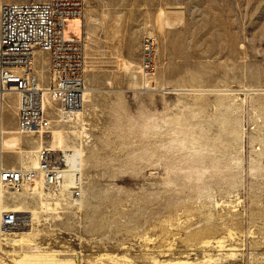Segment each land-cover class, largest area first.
Instances as JSON below:
<instances>
[{"label": "rangeland", "instance_id": "1", "mask_svg": "<svg viewBox=\"0 0 264 264\" xmlns=\"http://www.w3.org/2000/svg\"><path fill=\"white\" fill-rule=\"evenodd\" d=\"M161 11L170 27H159ZM67 30L87 36L89 95L83 121L64 125L63 148L80 152L83 202L44 212L39 197L4 192V208L40 212L34 246L19 249L49 247L80 264L102 254L195 261L202 250L190 235L230 232L239 255L219 264H264V176L251 162L264 147V0H88ZM144 37L156 42L155 91L137 77ZM48 59L36 52L44 85ZM15 106L9 95L0 109L6 130H16ZM59 128L54 121L49 132ZM20 137L24 152L59 151ZM36 156L9 149L0 162L22 168ZM12 251L10 241L0 248L9 264Z\"/></svg>", "mask_w": 264, "mask_h": 264}, {"label": "built area", "instance_id": "2", "mask_svg": "<svg viewBox=\"0 0 264 264\" xmlns=\"http://www.w3.org/2000/svg\"><path fill=\"white\" fill-rule=\"evenodd\" d=\"M87 2L2 0L0 3V109L3 110L7 96H15L16 132L21 136L36 135L41 139L54 121L69 123L83 109L87 91V36L81 30L78 35L69 34L67 25L82 21ZM37 51L49 55L45 70L50 75L48 85L35 74ZM156 74V42L144 37L137 71L140 87L155 91ZM36 159L37 166L28 169L8 168L0 162V189L37 196L53 213H60L62 207L80 209L82 163L72 167L65 152L50 148L40 150ZM16 210L6 209L0 214V248L15 232L27 228L28 223Z\"/></svg>", "mask_w": 264, "mask_h": 264}, {"label": "bare ground", "instance_id": "3", "mask_svg": "<svg viewBox=\"0 0 264 264\" xmlns=\"http://www.w3.org/2000/svg\"><path fill=\"white\" fill-rule=\"evenodd\" d=\"M165 12L161 11L157 17V22L159 24V27H163L167 25V27H170L171 24L168 20H165ZM83 27V26H82ZM83 32V30H82ZM36 69V62L34 61V70ZM165 89V88H164ZM178 91H181L183 89H177ZM171 92L173 90L170 89ZM89 90L86 91L85 99L88 98ZM50 104V102H48ZM47 107V102L45 104ZM2 114V113H1ZM0 114V129L2 131V135L0 137V159L1 155L6 152V150L14 149L17 150L20 154H35V151H28L24 152L20 148L21 144V137L20 134L16 132V130H6L3 127V117H1ZM75 119H78L79 122H82V113L81 111L77 112L76 116L71 119L74 121ZM2 121V122H1ZM71 122V121H70ZM63 123H60V128L57 130H54L52 132H47L46 134L42 135V138L39 141V147L42 145L44 147L46 144V147H52V148H58L59 151L65 152L66 157L68 158L69 162L71 163L72 167H77L81 163L80 159V152L79 150H75L72 152L67 153L64 151V141H65V130H64ZM242 140V137H241ZM242 148V147H241ZM54 150V149H52ZM258 151V152H256ZM256 158H251V162L259 167V173L264 176V167H261V158L264 156V147H260L257 150H255ZM1 161V160H0ZM31 165L28 167H22L23 169H28L32 167L37 166V159L31 158L30 161ZM4 166V165H3ZM79 167V166H78ZM252 169H255L256 167H251ZM4 192L2 189H0V214L6 210L7 208L3 207V199H4ZM41 210L44 212H52V209L50 206L46 203L41 202L40 203ZM16 211L23 215L25 221L28 223L27 228L22 229L20 231L15 232L13 235L18 234H24L21 236H18L16 239L10 238V243L12 244L13 251L9 255L11 256L10 262L12 264H80V258L78 255H76V260L74 259H65L61 258L63 254L61 251L58 250H52L49 247H40L35 248L34 250L30 251H24L19 249L21 245L25 246H31L33 247L34 244L31 240L32 235V223L34 220L38 219V215L40 212L37 210H23L22 207H16ZM12 235V236H13ZM197 238L199 241L200 248L202 250V257L196 258L195 261H189L188 258H190V254H187V259H172V260H160L156 257L150 258V264H219L226 260H235L238 257V248L233 245L227 244L228 240L227 238H232V234L229 232L228 237H219L216 239L212 238H206L203 234H192L189 237ZM8 241V242H9ZM7 242V243H8ZM167 254H165L166 256ZM97 261L100 264H108L105 263L106 261H109V263L113 264H119L118 261H127V264H133L131 261L128 260V258L122 256L118 257L116 255L111 254H102L97 258ZM0 264H9L5 261V258L3 259L0 256Z\"/></svg>", "mask_w": 264, "mask_h": 264}, {"label": "crops", "instance_id": "4", "mask_svg": "<svg viewBox=\"0 0 264 264\" xmlns=\"http://www.w3.org/2000/svg\"><path fill=\"white\" fill-rule=\"evenodd\" d=\"M3 127H4V125H3ZM17 128V127H16Z\"/></svg>", "mask_w": 264, "mask_h": 264}]
</instances>
